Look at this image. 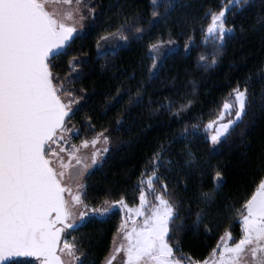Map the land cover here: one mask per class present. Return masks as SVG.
<instances>
[{
  "label": "snow or ice",
  "instance_id": "snow-or-ice-1",
  "mask_svg": "<svg viewBox=\"0 0 264 264\" xmlns=\"http://www.w3.org/2000/svg\"><path fill=\"white\" fill-rule=\"evenodd\" d=\"M249 2L225 0L218 10L204 13L208 23L199 29L200 43L208 51L198 57L203 66L217 63L226 41L235 34V24L227 26L228 15L237 14ZM53 3L63 6L62 10H52ZM150 3L153 18H161L160 7H172V0ZM89 16L95 19L96 7L87 0H0V264H18L17 258H32L27 264H86L82 242L72 232L78 231L86 218L108 217L117 208L124 218L105 264H113L120 254L121 264H184L183 256L177 255L182 251L179 241L174 240L176 231L184 225L176 221L181 219L182 205L187 206L189 217L193 215V203L197 207L192 225L197 230L203 226L206 232L211 231L210 209L216 205L217 214L223 210L238 221L240 235L234 238L232 231L226 230L212 248L210 258L193 260L191 264H264V178L239 208L217 203L224 176L220 169L215 170L213 189L204 191L201 187L191 200H179L166 174L174 168H192L196 156L190 147L180 160L167 156L171 142L152 153L135 185L139 201L135 206H130L123 195L99 205L86 203L83 181L88 170L108 151L105 147L101 152L96 145L101 140L110 142L107 129L91 139H80L78 144L72 142V135L79 136L81 129L70 126V121L86 97L83 89L72 87L81 79L78 69L85 61L71 52L83 26L81 22ZM144 31L139 14L125 13L122 22L99 40L118 37L127 41V33ZM163 43L149 45L151 69L158 67L156 58ZM167 43L174 42L169 39ZM196 46L195 35L188 36L185 53L190 54ZM100 48L98 41V54ZM64 56H71L67 76L56 71L61 68L57 61ZM260 80L264 81V69ZM251 83L249 77L232 87L222 101L220 115L204 126L206 131L211 130L212 145L220 144L222 138L227 139L244 124L254 103ZM122 99L118 91L107 110ZM191 104V100L181 103L174 115L180 116ZM261 106L264 108V97ZM161 107L171 112L175 105L169 102ZM226 115L232 118L225 121ZM191 128L194 131L189 132L185 127L182 139L195 136L199 125L192 124ZM87 129L96 130L91 116L87 117ZM181 180L187 191L186 180Z\"/></svg>",
  "mask_w": 264,
  "mask_h": 264
},
{
  "label": "trees",
  "instance_id": "trees-1",
  "mask_svg": "<svg viewBox=\"0 0 264 264\" xmlns=\"http://www.w3.org/2000/svg\"><path fill=\"white\" fill-rule=\"evenodd\" d=\"M87 2L96 7V17L93 20L90 16L89 28L78 34L71 52L85 61L78 69L82 77L72 87L83 89L82 95L86 97L81 101L83 107L70 121V126L81 129L79 136L72 135V142L78 144L80 139H91L104 129L108 130L105 134L110 136V142L102 162L83 181L86 203L99 205L106 199H119L123 195L130 206L138 204L135 185L140 173L152 153L162 145L168 147L171 142L168 157L180 160L189 147L196 156L191 169L174 168L166 174L169 187L175 188L174 195L179 200H191L201 187L204 191L213 189L215 170L220 169L224 176L217 203L239 208L264 178V108L261 106L264 81L260 80V71L264 69V0H250L243 10L228 15L227 26L235 24V34L226 41L217 63L211 67L198 61L199 55L208 51L200 43L199 29L208 22L204 13L209 9L218 10L225 0H172L171 8L158 9L161 18L151 16L150 0ZM194 5L196 8L192 12ZM125 13L139 14L140 25L145 31L127 33L129 39L122 40L121 47L98 54L99 37L121 23ZM193 34L197 46L186 54L184 45ZM138 35L142 38L138 39ZM169 39L174 43L168 44ZM157 41L164 43L156 58L158 67L151 69L149 45ZM70 58L64 56L57 61L61 68L56 71L62 76L69 74L67 61ZM249 77L252 78L250 88L254 103L244 124L227 139L222 138L220 144L212 145L210 131L204 126L220 115L222 101L231 88L238 82L243 84ZM118 91L123 99L115 108L107 110V104L114 102L112 97ZM137 99L141 100L139 104ZM188 100L192 101L191 107L175 116V108ZM169 102L175 105L171 112L161 107ZM106 110L107 115H103ZM89 116L93 118L95 132L87 129ZM192 124L199 125L196 135L182 139L186 126L189 132L194 131ZM181 177L187 182V191ZM196 207L193 203V215L189 217L187 206H181V219L176 223L184 227L178 229L174 237L182 250L177 255L183 256L184 263L189 264L208 258L226 230L232 231L234 238L240 235L238 221L230 219L223 210L217 214L216 205L210 209L213 212L211 231L206 232L203 226L197 230L192 225ZM122 213L117 208L108 217L86 218L78 231L72 232L82 242L86 264L105 262ZM29 260L20 259L18 264H27Z\"/></svg>",
  "mask_w": 264,
  "mask_h": 264
},
{
  "label": "rangeland",
  "instance_id": "rangeland-1",
  "mask_svg": "<svg viewBox=\"0 0 264 264\" xmlns=\"http://www.w3.org/2000/svg\"><path fill=\"white\" fill-rule=\"evenodd\" d=\"M62 7H63V6L58 5V4H56V3H53V4L51 5L52 10H62ZM195 8H196V7H195V5H194V6L192 7L191 11L193 12ZM89 18H90V16L87 17L84 21L81 22L83 26H82V28L79 29V34H80V33H83V32H86V30L89 28ZM207 23H208V22H207ZM206 25H207V24H205L204 26H206ZM122 43H123L122 40H120L118 37H117V38L109 39L108 41H101V44H100V45H101V48H100L99 51H100V52H103V51H114V50H116L117 48L121 47V46H122ZM231 118H232V117H231L230 115H226V116H225V121H226L227 119H231ZM215 120H216V119H215ZM209 131H210V135H211V130H209ZM210 135H209V138H210ZM105 147L108 148V143L105 144L103 140H101V141L99 142V144L96 145V148L99 149L101 152H102V150H103ZM105 156H106V153H103V154H102V157L100 158V161H99L96 165H93V166L88 170V173H89L93 168H95L96 166H98V165L102 162V160L104 159ZM73 163H75V162L73 161ZM88 173H87V174H88ZM87 174H86V175H87ZM138 219H142V218H138ZM116 236H117V234H116L114 237H116ZM117 239H119V238L117 237ZM112 249H113V241H112L111 251H112ZM122 256H123V254H120V255L117 257V260L113 262V264H121ZM208 258H210V256H209ZM103 264H105V262H104ZM184 264H189V263H184Z\"/></svg>",
  "mask_w": 264,
  "mask_h": 264
},
{
  "label": "water",
  "instance_id": "water-1",
  "mask_svg": "<svg viewBox=\"0 0 264 264\" xmlns=\"http://www.w3.org/2000/svg\"><path fill=\"white\" fill-rule=\"evenodd\" d=\"M124 218V214L122 213V219ZM18 260L20 259H32V258H17Z\"/></svg>",
  "mask_w": 264,
  "mask_h": 264
}]
</instances>
